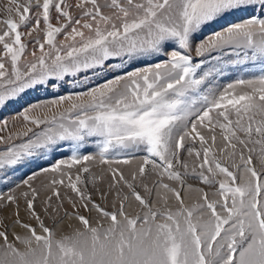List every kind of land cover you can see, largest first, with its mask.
<instances>
[{
  "label": "snow or ice",
  "instance_id": "1",
  "mask_svg": "<svg viewBox=\"0 0 264 264\" xmlns=\"http://www.w3.org/2000/svg\"><path fill=\"white\" fill-rule=\"evenodd\" d=\"M3 11L0 107L78 74L166 59L32 105L20 113L24 131L0 135V183L64 142L71 148L42 169L52 175L41 188L33 173L26 190L0 193V211L11 208V224L0 218V264H264V0H7ZM254 67L250 78L218 83ZM45 108L50 115L38 114ZM121 152L146 155L125 174L113 167L131 163ZM190 179L218 185L219 198ZM182 192L196 201L186 205ZM61 225L69 231L57 235Z\"/></svg>",
  "mask_w": 264,
  "mask_h": 264
},
{
  "label": "rangeland",
  "instance_id": "2",
  "mask_svg": "<svg viewBox=\"0 0 264 264\" xmlns=\"http://www.w3.org/2000/svg\"><path fill=\"white\" fill-rule=\"evenodd\" d=\"M7 4V0H0V18H6L7 13L3 11L4 5ZM235 22V18H229V20L220 21L218 24H215L211 26L210 28H207L203 31L201 34V39L206 38L208 35H210L213 31H220L222 27H226L228 23ZM2 27V26H0ZM21 31L24 33H27L28 28H21ZM36 34L33 33V37ZM33 37H29L25 35L23 39L26 43H28V53H30L33 49V44L30 43V41L33 39ZM62 39V37L60 38ZM39 54V53H37ZM193 56L195 57V53H193ZM27 59H31V56L28 55ZM166 57H160V58H153V57H147L146 62L143 61H136L127 64L124 67H114V68H108L105 67L103 70L97 69L95 72H86L82 74H78L76 77H68L66 81L62 84L61 87L57 89H53L50 87H41L38 89H32V90H26L24 94H21L20 97H18L16 100H14L11 103H8L7 106L0 107V125L3 124V122H8V129L4 132H0V135L7 136L9 134V131L11 133L16 132H22L25 130V124L20 118V113L23 112L25 109L29 108L32 105H45L48 104V102L52 100L58 99L60 96H73L75 98L76 93L80 92H87L90 89L97 88L99 86H102L107 81L112 80L117 75H123L125 72H131V71H137L146 67L151 66L154 63L162 62ZM199 57H195V60H199ZM113 65H118L119 61L113 60L111 61ZM258 74L259 68H249L244 71L235 72L225 74V77L218 80V83L221 86H226L230 82H235L237 78H250L252 74ZM86 99V98H85ZM72 101H65L61 108H68L70 106ZM59 109H53V111H57ZM38 114L40 115H50L51 113L47 108L43 109V111H38ZM43 127V126H41ZM36 131H39V129H35ZM24 139V138H22ZM22 139H13L10 143L11 144H19L22 142ZM189 145L191 144V141L187 142ZM8 147V144L0 143V152H3ZM196 147L198 148L199 145L197 144ZM92 149H84L81 150V154H89L92 153ZM94 154V153H93ZM118 155V158L124 159L129 158L131 159V163L129 165H125L123 163L121 164H113V167L121 168L125 174L129 172L130 169H134L137 167V165L140 163V158L143 155H146L144 152H137V153H126L121 152ZM182 158L189 160L190 168L192 166V158L187 157L186 152L182 153ZM71 156V148L70 144L68 142H64L63 146L57 149L55 153L48 152L47 155H44L40 158L34 159L33 162L27 163L19 168H17L14 172L9 171L8 175L11 177V182L9 183H0V193L4 194H11L9 192V189H13L16 194H19V192L26 190L23 187V180L28 179L29 176H32L33 173H36V176L33 180V186L37 188H41V185L44 183H47L48 180L51 178V173H44L42 171L43 168H49L55 163H57L60 159H70ZM92 171L94 173H99L101 170L100 165H92ZM234 170V169H230ZM75 169H73V175L75 174ZM0 175H3V172H0ZM108 177H105V184L107 183ZM218 179H222V177H218ZM188 183L192 184L193 187H201L206 192L209 193V197L211 199H218L219 197L213 196L212 193L215 192L218 188V185L215 187L204 185L200 183L197 180L190 179ZM17 184H20V187H16ZM89 190H91V184H89ZM65 189H61V192L63 193ZM182 196H184L185 204L190 206L193 202L196 201L197 197L195 193H188V192H182ZM44 198V192H41V200ZM111 199V198H110ZM110 206V204H109ZM158 206V205H157ZM169 206L175 210L179 207V204L173 199L169 200ZM40 205H37V210H39ZM21 209H23V204H21ZM130 213H135L139 211V208L136 207L135 204L131 208L128 209ZM87 215V213H85ZM0 218H4V222L7 224H11V208L0 211ZM21 218L25 219L27 222L35 223L34 221L28 220V217L24 214L23 210L21 211ZM47 224L51 225V221L47 220L45 221ZM75 223V222H73ZM16 232H22L21 229L16 228L14 229ZM60 231H69L67 229L66 225H61V229L57 232V235L60 234ZM9 239H12L11 232L9 233ZM3 241L0 240V244H2ZM18 247H22L18 245Z\"/></svg>",
  "mask_w": 264,
  "mask_h": 264
}]
</instances>
